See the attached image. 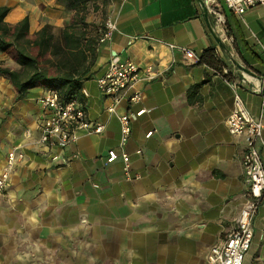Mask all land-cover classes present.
Returning a JSON list of instances; mask_svg holds the SVG:
<instances>
[{
    "label": "crops",
    "instance_id": "obj_1",
    "mask_svg": "<svg viewBox=\"0 0 264 264\" xmlns=\"http://www.w3.org/2000/svg\"><path fill=\"white\" fill-rule=\"evenodd\" d=\"M3 5L6 22L27 15L31 33L48 24L59 34L73 14L57 0H0ZM87 5V21L110 18L118 28L98 44L77 98L88 118L104 124L102 132H81L64 149L40 144V99L48 88L37 85L18 97L0 76V173L8 152L23 154L0 191V264H207L211 246L227 237L246 203L245 137L230 134L225 119L237 92L264 120V7L240 16L221 2L220 25L203 0ZM165 42L192 49L195 58ZM210 48L216 61H200ZM113 54L155 74L138 83L140 102L117 108L148 109L132 117L123 145L119 120L96 83ZM110 148L129 154L127 172L121 158L105 163ZM252 224L243 264H264V201Z\"/></svg>",
    "mask_w": 264,
    "mask_h": 264
},
{
    "label": "built area",
    "instance_id": "obj_2",
    "mask_svg": "<svg viewBox=\"0 0 264 264\" xmlns=\"http://www.w3.org/2000/svg\"><path fill=\"white\" fill-rule=\"evenodd\" d=\"M209 12L214 14L215 20L222 25L225 22L221 10V2L231 11L242 15L248 8L260 5L264 7V0H203ZM117 24L110 18L105 21L101 31L100 43L110 40L117 30ZM145 37V36H144ZM159 41V40H157ZM165 44L171 49L182 51L187 57L195 58L192 49L175 43ZM155 77L151 68L141 70L139 66L130 60L122 59L118 54H113L108 62L105 72L97 77L96 83L100 92L109 99L107 111L115 114L120 123V145H123L131 131L132 117H137L148 111L141 107L134 113H118L117 108L122 102L138 103L142 99L138 83L148 81ZM262 88H264V75H262ZM40 104L45 111L44 119L40 126L39 142L49 148L64 149L76 142L80 133H100L104 130V124L92 120L74 97L63 100L57 90L48 88L41 96ZM225 126L232 135H243L246 147L241 158L246 180L248 184L246 203L242 207L236 225L227 237L220 243L211 246L207 255V264H243L245 254L249 250L252 236V220L262 201H264V120L253 116L246 108L239 93H234V107L225 119ZM152 130L146 135L150 136ZM140 152V150H137ZM22 153H16L13 149L8 152L7 163L0 173V191L4 189L9 172L17 158ZM54 159L57 156L53 157ZM121 158L125 172L128 170L129 154L115 148L108 149L105 163H111Z\"/></svg>",
    "mask_w": 264,
    "mask_h": 264
},
{
    "label": "trees",
    "instance_id": "obj_3",
    "mask_svg": "<svg viewBox=\"0 0 264 264\" xmlns=\"http://www.w3.org/2000/svg\"><path fill=\"white\" fill-rule=\"evenodd\" d=\"M57 1L73 12L59 34L48 24L31 33L27 15L9 24L5 20L9 7L0 6V76L8 78L18 97L43 85L57 90L63 100L79 98L82 83L89 77L107 18L97 24L87 21L91 0ZM212 51L205 50L200 61L213 64ZM3 56L19 67L6 65Z\"/></svg>",
    "mask_w": 264,
    "mask_h": 264
},
{
    "label": "water",
    "instance_id": "obj_4",
    "mask_svg": "<svg viewBox=\"0 0 264 264\" xmlns=\"http://www.w3.org/2000/svg\"><path fill=\"white\" fill-rule=\"evenodd\" d=\"M204 12H205V15L207 16V9L205 8V6H204ZM207 21H208V17H207ZM208 25L215 32V35L218 36L217 32L214 30V27L210 24L209 21H208ZM56 160H58V158Z\"/></svg>",
    "mask_w": 264,
    "mask_h": 264
},
{
    "label": "bare ground",
    "instance_id": "obj_5",
    "mask_svg": "<svg viewBox=\"0 0 264 264\" xmlns=\"http://www.w3.org/2000/svg\"><path fill=\"white\" fill-rule=\"evenodd\" d=\"M221 28V27H220Z\"/></svg>",
    "mask_w": 264,
    "mask_h": 264
}]
</instances>
